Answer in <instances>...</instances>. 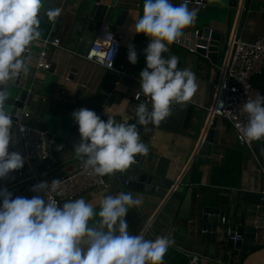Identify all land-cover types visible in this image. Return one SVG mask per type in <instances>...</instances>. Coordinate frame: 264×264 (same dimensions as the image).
Instances as JSON below:
<instances>
[{"label": "crops", "instance_id": "1", "mask_svg": "<svg viewBox=\"0 0 264 264\" xmlns=\"http://www.w3.org/2000/svg\"><path fill=\"white\" fill-rule=\"evenodd\" d=\"M95 0H45L40 13L41 38L30 45L29 72L22 74L20 89L28 92L22 109L21 120L65 141V147L55 160L32 161L0 179V188L21 183L25 194H32L34 176H50L60 179L82 163L76 158L74 145L80 142L78 125L71 113L81 107L94 110L101 119L108 116L117 121L125 118L136 124L139 136L149 151L142 166V173L152 177L158 185H170L165 196L156 191H146L124 185L115 175H105L107 187L88 191L80 197L99 208L101 199L121 191L130 192L142 204L129 209L125 217L131 234H143L155 239L169 236L174 243L165 253L163 264H187L191 254L203 258L202 264H264V231L257 228L264 222V143H256L251 149L238 143L232 126L222 119L215 120L216 128L211 158L199 162L198 153L212 126L207 109L212 106L219 81V66L224 55L216 63L198 52L173 43L165 56L178 57L179 68H190L196 76L197 92L185 105H173L172 114L160 124L141 125L135 115L142 102L139 94V72L146 66L144 48L148 39L143 34L130 31L136 18L142 15L140 0H112L113 12L109 23L120 38V51L115 71L94 64L84 58L95 41L106 16L93 7ZM244 0L233 9L229 39L239 32L249 42H254L264 32V0H252L249 12H243ZM229 0H210L207 6L189 4L197 8L195 23L184 30L185 36L201 27H212L224 32L227 28ZM248 5V4H247ZM60 7L61 15L55 23L48 21L44 9ZM59 39L61 46L47 49L51 70H37L36 60L44 49L46 40ZM245 39V38H244ZM189 42V41H188ZM191 43V41H190ZM137 52V63L127 59L128 46ZM126 72L127 75L121 73ZM7 85H12L9 82ZM13 119L12 143L9 151H20L21 142ZM210 127V128H209ZM51 143V142H50ZM29 178V179H28ZM26 179V180H25ZM180 192L174 200L171 195ZM63 203V202H62ZM61 203V204H62ZM224 210L225 223L218 225V235L203 229L202 207ZM91 223V221H90ZM229 227L243 229L246 247L229 248L226 231ZM205 231V232H204Z\"/></svg>", "mask_w": 264, "mask_h": 264}, {"label": "clouds", "instance_id": "2", "mask_svg": "<svg viewBox=\"0 0 264 264\" xmlns=\"http://www.w3.org/2000/svg\"><path fill=\"white\" fill-rule=\"evenodd\" d=\"M44 2L0 0V179L25 163L20 151H9L13 117L4 109L6 85L29 72L30 56L26 54L42 36L40 13ZM190 2L144 0L142 15L134 19V27L130 26L131 32L143 34L149 41L143 50L146 66L138 77V95L148 102H141L135 110L141 125L160 124L170 117L173 105H185L199 87L190 68L178 67V57L164 55L196 21L199 10L190 9ZM61 11L60 7L46 8L44 15L55 23ZM127 59L133 65L137 63L133 45L128 46ZM243 111L247 124L240 128L241 138L249 142L264 139V95L248 98ZM71 115L80 135L73 151L84 170L91 169L92 174L103 177L124 172L137 154L149 151L136 124L126 118L117 121L108 116L104 120L85 107ZM58 184V180L39 182L32 191L42 195L31 198L14 197L6 187L0 188V264H163L165 253L174 243L171 237L149 239L129 232L125 217L131 207L142 204V199L121 191L104 196L98 210L84 197L66 199L62 204L45 199L50 185Z\"/></svg>", "mask_w": 264, "mask_h": 264}, {"label": "built area", "instance_id": "3", "mask_svg": "<svg viewBox=\"0 0 264 264\" xmlns=\"http://www.w3.org/2000/svg\"><path fill=\"white\" fill-rule=\"evenodd\" d=\"M252 0H244L242 11L249 12L248 7ZM250 2V4H249ZM190 4L204 7L202 0H193ZM248 4V5H247ZM239 32L233 39H229L224 57L219 66V81L216 86L215 98L211 107L207 109V116L210 127L217 119L226 120L234 129L238 143L249 149L253 148L256 143H264V139L255 141H244L240 135V128L247 124V113L243 111V103L248 98H254L256 94L263 95L262 91L253 84L255 78L264 75V32L254 42L245 41ZM198 33V32H197ZM180 37L175 44L187 47L190 51L197 52L196 48H191L190 38ZM184 38V39H182ZM189 41V42H188ZM185 42H187L185 44ZM64 48L61 46L59 39L46 40L43 42L44 49L36 60L37 70H51L52 65L47 60V49L50 46ZM203 48V47H202ZM65 49V48H64ZM120 51V38L117 33L110 30L109 25L102 23L95 41L92 43L89 51L84 58L94 64L100 65L107 70L115 71L116 61ZM127 75L126 72L121 73ZM142 95H136V99L140 100ZM22 112L18 118L17 131L21 142L22 155L25 157V163L32 161L45 162L50 157V142L48 141V133L42 129L30 126L22 122ZM24 126V130L20 131V126ZM209 127V128H210ZM264 178V168L260 170ZM29 179V178H28ZM33 186L41 181L51 182L58 180L59 184L52 186L45 193V199L53 198L60 204L66 199H76L84 195L88 191L107 187V181L104 176L92 174L91 169L84 170L80 163L70 174L54 179L50 176H34L30 178ZM26 180V179H25ZM17 182L7 189L13 193V196H23L31 198L34 195H42L32 191V194H25L21 190V183ZM128 182L126 186H128ZM261 200L264 202V191L261 192ZM225 223V218L222 219ZM257 228L264 231V222L257 225ZM205 232V231H204ZM228 240L233 242L242 241L243 235L229 227L226 231ZM203 258L198 254H191L187 264H202Z\"/></svg>", "mask_w": 264, "mask_h": 264}, {"label": "water", "instance_id": "4", "mask_svg": "<svg viewBox=\"0 0 264 264\" xmlns=\"http://www.w3.org/2000/svg\"><path fill=\"white\" fill-rule=\"evenodd\" d=\"M112 0H95L93 7L97 9V11H101L103 14H106L104 17H100L102 23H109L110 14L113 12V6L111 5ZM193 1V0H191ZM239 0H229V5H227V28L224 32L216 31L212 29V27H201L193 32L191 35L185 36L184 38H190L191 40V48H196V51L204 56H207L211 59L212 62L216 63L219 55H224L228 41L229 35L231 32V24L233 16V9H237ZM143 2L144 0H140V6L143 10ZM180 0H174V3H179ZM210 3V0H202V4L207 6ZM110 30L114 31L116 28L110 24ZM198 32V33H197ZM183 37V36H181ZM182 38V39H184ZM187 42H185L186 44ZM203 47V48H202ZM30 48V46H29ZM31 49V48H30ZM27 53L26 55H29ZM22 75V74H21ZM21 75L18 76L14 81H11L12 85H6L8 92V99L4 105V109L12 115L13 119L18 121V118L22 114V109L25 105V101L28 97V92L26 90L20 89V79ZM140 101L144 103H148L145 97L142 95ZM150 107V104H148ZM152 124V123H150ZM155 125V124H152ZM216 123L214 121L211 130H209L201 149L198 153V161L199 162H208L212 155L214 134H215ZM48 141L50 143V157L49 159L55 160L59 156V152H62L65 147V141L62 138H59L53 134V132L48 133ZM137 154L135 156L134 162L131 166L125 170L124 172H115V175L124 185L128 182V186L133 188H139L146 191H156L157 187L160 188L158 190V194L165 196L168 190L172 187L170 185H158L154 182L153 178L148 176L146 173H142V166L144 160L150 157L152 154ZM48 159V160H49ZM180 192L176 191L171 195V198L174 200H178L180 198ZM224 210L220 208H212L209 206L202 207L201 209V221L203 229L209 233H212V236L215 238L218 235V225L221 224L222 219L224 218ZM236 230V228H232ZM239 234H243V229L236 230ZM227 244L229 248H242L246 247L243 241L233 242L232 240H227Z\"/></svg>", "mask_w": 264, "mask_h": 264}, {"label": "trees", "instance_id": "5", "mask_svg": "<svg viewBox=\"0 0 264 264\" xmlns=\"http://www.w3.org/2000/svg\"><path fill=\"white\" fill-rule=\"evenodd\" d=\"M253 84L256 88L260 89L264 95V75L253 81Z\"/></svg>", "mask_w": 264, "mask_h": 264}, {"label": "rangeland", "instance_id": "6", "mask_svg": "<svg viewBox=\"0 0 264 264\" xmlns=\"http://www.w3.org/2000/svg\"><path fill=\"white\" fill-rule=\"evenodd\" d=\"M244 38H245V39H244ZM244 38H243V39H244L245 41H248V42H249V41H252V40H248V39H246V37H244ZM256 79H258V78H255L254 81H255Z\"/></svg>", "mask_w": 264, "mask_h": 264}]
</instances>
